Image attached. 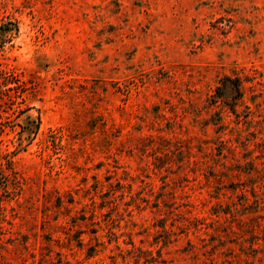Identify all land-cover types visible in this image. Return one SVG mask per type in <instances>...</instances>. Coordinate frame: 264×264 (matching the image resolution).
I'll return each instance as SVG.
<instances>
[{"label":"rangeland","instance_id":"374dc122","mask_svg":"<svg viewBox=\"0 0 264 264\" xmlns=\"http://www.w3.org/2000/svg\"><path fill=\"white\" fill-rule=\"evenodd\" d=\"M0 122V264H264V0H0Z\"/></svg>","mask_w":264,"mask_h":264},{"label":"trees","instance_id":"16d2710c","mask_svg":"<svg viewBox=\"0 0 264 264\" xmlns=\"http://www.w3.org/2000/svg\"><path fill=\"white\" fill-rule=\"evenodd\" d=\"M227 78H229V77H227ZM234 83H235V86H236V92H237L236 95H235V97H236V98H240V97L243 96V91H242V87H241V85H240L241 83H240L239 78L234 79ZM4 125H5L4 122H0V129H1V130H3ZM7 164H8V165H7V168H11V169H13V160H12V159L7 158ZM0 174H1V177L4 179L2 184H3L5 187L8 186L10 176H9L8 174L4 173V170H3V168H2V165L0 166ZM15 174H16V172H15ZM14 179H16V176H15ZM18 182H19V181H15L14 183H15L16 185H18V184H17ZM6 190L8 191V189H6Z\"/></svg>","mask_w":264,"mask_h":264}]
</instances>
